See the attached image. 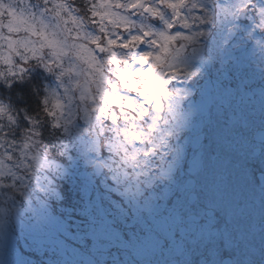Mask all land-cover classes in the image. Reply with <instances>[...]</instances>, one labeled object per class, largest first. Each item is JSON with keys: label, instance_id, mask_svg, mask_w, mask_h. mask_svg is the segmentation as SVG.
Segmentation results:
<instances>
[{"label": "trees", "instance_id": "16d2710c", "mask_svg": "<svg viewBox=\"0 0 264 264\" xmlns=\"http://www.w3.org/2000/svg\"><path fill=\"white\" fill-rule=\"evenodd\" d=\"M3 2L7 5V8L0 9V28H4L5 32L6 26L12 19V14H18L22 9L39 13L45 7L43 0H3ZM254 2L259 6L262 0H254ZM67 3L74 9L73 15L81 20L80 27L84 33L99 34L98 25L91 22L93 19L90 10L92 0H67ZM195 3L197 5L195 9H185L182 14L189 17L190 24L191 17H199L194 26H208L210 30L208 33L206 32L205 39L208 44L204 45V49L209 54L212 66L214 65L212 69H228L232 75L230 80L232 79L235 85H238L240 77L237 75L236 65H234L232 59L228 58V63H221V55H229L230 57L232 54L231 48L234 49L235 47L229 42V38L224 39L223 37L227 29L226 26H229V24L227 25L228 13L222 9H228L236 5L237 0H195ZM47 7L51 8V4ZM9 8L12 9V14H9ZM163 11L170 10L163 9ZM206 13L209 16L207 20L204 19ZM125 14L128 15L132 24H137V27L142 31L150 30L154 32V29L158 31L164 27V20L160 17H152L136 10H129ZM43 19L55 26L54 31H58L62 39L65 37L66 34L61 29L56 28L58 21L54 16L44 13ZM237 22L240 24L234 28H236L238 37H242V39L247 36L252 37L246 52L252 46H258L259 40L264 42V31L255 30L252 26L253 31H251L252 33L249 32L250 24L254 25L250 14L247 15L244 21L237 20ZM68 26L73 27L71 21L68 22ZM172 30L175 33L191 32L189 28L185 27L172 28ZM51 31H53V27ZM255 31L256 33H254ZM21 35L26 34L21 33ZM254 36H256V39ZM80 40L87 43L83 37ZM222 43L225 44L219 46ZM70 44L71 39L69 40ZM214 45L218 46L214 47ZM118 49L116 48L115 51L118 52ZM132 52L137 53V47L132 49ZM233 54L236 61L237 58L240 60L237 53L233 52ZM107 55L108 53L102 55V59H100L105 60ZM254 55L256 56V64L260 63L261 56L259 54ZM49 59L50 55H45L44 60L48 61ZM74 60H77L74 55L70 54L65 57V67L69 64L76 65L75 62H72ZM17 62L22 63L26 71L23 74L18 73L16 76L0 79V105L8 110V115L13 116L11 128L18 141L23 136L24 130L33 128L35 123V130L40 135L33 137V139L42 142L43 154L51 166L41 172L42 177L45 178L41 179V187L36 186L34 178L30 181L27 179L22 181L20 173H17L15 179L11 175L0 177L3 180V183L0 184V227L4 226L7 229V234L0 233V264H86V261H89V264H140L145 261H152L153 254H155L156 259L163 260L165 252L154 251L152 256L149 255L148 258L141 259L137 251L129 249L127 253L131 256L129 257L130 263L126 257L125 248H120L119 251L113 250L114 231L120 234L123 233L122 227L125 228L124 223L119 225L118 220L122 214H117L116 211L119 210L117 207L119 205L116 204L122 200V195L121 197L116 196L113 187L118 186L124 180L121 179V182L115 181L113 179L114 172L107 168L108 179L102 182L103 178H98L89 169L90 164H88V161L93 162L101 159L103 149L96 148L93 134L92 136H86V128L90 129L89 122L85 121L79 113V111L81 112L79 109L82 108L83 104L77 106L72 102L76 101V98L70 102L68 96L65 95L64 84L68 81V77H64L62 80L58 79L60 69L54 67L49 70L45 67L44 62L38 59L35 60V58L26 62H21L17 58ZM112 67L114 68L115 65H112ZM3 68L4 66L0 65V70H3ZM247 70L248 73L253 71L251 67ZM111 75L115 79L116 74L112 72ZM202 86H204L203 80L200 83V88ZM206 88H209V86H206ZM52 90H55L65 105L63 119H68L69 111L72 112L67 131L63 126L55 127L56 121L47 114L51 109L44 100ZM212 90L213 88L205 89L196 94L198 105H201L206 99L210 100L211 94L207 96V93H211ZM132 96H136L135 92ZM69 103H71V106H69ZM234 108L237 110L235 106ZM234 118H236L235 114L231 119ZM244 119L247 120L248 117L245 115ZM0 122L8 124L7 117H3ZM253 128H256V125ZM170 141L174 142L173 136L170 137ZM237 154L241 155L238 152ZM105 159H107V155ZM105 159L103 162L107 163ZM112 159L110 157L113 164ZM169 160H172V157ZM161 167L165 169L163 163H161ZM222 179L232 181V177L225 178L224 176ZM154 185H158L159 196H155L151 191V187ZM172 186L174 185L171 181L162 183V176L157 177L151 183L141 186L142 196L140 199H143L144 202L153 200L154 206L158 210L170 212L185 228L192 229L191 223L183 220L182 209L186 204L195 207L199 200H196L193 204L184 199L181 202L168 201L170 198L168 194ZM228 187L231 188L235 197H231L228 202L224 201L221 210L229 208V205H235V207L239 203L241 205L242 196L245 194L241 187L239 190L236 187L226 186L218 188V191H222L223 198L228 191ZM261 189L258 187L257 190L262 195L257 197L264 199V192ZM172 191L180 197L182 192L187 190H184L182 186H178L177 190ZM234 199L238 200L235 201ZM179 207L182 209H179ZM209 208L216 211L218 207L212 204ZM255 208V204H249L247 212H250L251 217L254 216L253 209ZM189 213H196L203 217L201 221L203 227H209L212 224L221 225V222H215L213 219L204 216L205 214L202 216V213L195 210H191ZM5 216L6 220L9 217L15 219L3 224ZM114 228L117 230H113ZM253 229L259 230L264 240V225L256 224ZM102 230L103 235H100ZM146 232L152 237L157 234L155 231L148 232L146 230ZM109 234L114 235L113 239ZM159 238L161 239L160 236H155L153 242L158 241ZM236 251L231 248H223L222 256L231 255L235 258ZM171 256L167 253V258ZM204 262L205 258L200 252V259L193 263L204 264Z\"/></svg>", "mask_w": 264, "mask_h": 264}, {"label": "snow or ice", "instance_id": "6c2138e0", "mask_svg": "<svg viewBox=\"0 0 264 264\" xmlns=\"http://www.w3.org/2000/svg\"><path fill=\"white\" fill-rule=\"evenodd\" d=\"M43 3L45 7L39 13L22 9L18 14H12V9H8L12 19L6 26V32L0 28V65L4 66L0 70V79L26 71L17 58L21 62L36 58L44 62L49 70L54 67L60 69L57 78L62 80L68 77L65 95L72 101L78 93V100L83 104L84 116L90 124L87 130L102 147L106 145L115 154L114 165L101 161L102 166L114 172L113 179H123L129 186L126 190L135 187L138 191L144 184L166 175L161 163L170 147V137L175 134L181 118L182 96L181 89H169V81L177 75L187 78L194 74L187 67L182 69L179 66L184 45L173 48V44L181 40L192 41L204 33L186 35L162 31L157 35L148 30L125 39L119 34L113 36V31L118 33L121 28L129 31L135 26L125 14L129 10L163 20V9H170L171 17L165 22L167 29L177 23L190 28L199 17H191L190 24L189 17L182 13L185 9H195V0H92L91 22L98 25L99 34L82 31L81 20L73 15L74 9L67 0H43ZM49 4L51 8L47 7ZM4 8L7 5L0 0V9ZM222 10L234 17L250 14L254 28L264 31V0L259 6L254 0H239L238 4ZM44 13L56 18V28L66 34L63 39L58 31H49V25L43 19ZM208 18L206 13L204 19ZM69 21L73 27L68 26ZM21 33L26 35L22 36ZM150 36H156L150 41L156 51L132 52ZM81 37L87 43L80 42ZM90 45L102 53H108L106 59L101 60ZM116 48L128 51L117 53ZM70 54L86 65L83 71H78L75 64L65 67L64 59ZM45 55H50L48 61L44 60ZM136 61L138 66L131 67ZM112 72L116 74L115 79L112 78ZM80 76L84 77L83 80L78 78ZM133 91L136 93L135 98L125 94ZM44 102L51 109L47 114L56 121L54 126H63L67 131L72 112L69 111L68 119H63L65 105L55 90L49 92ZM3 117H7L8 124L0 122V177L11 175L15 179L20 173L22 181L34 178L36 186L41 187V179H45L41 172L51 165L43 154L42 142L33 139V136L40 135L35 130V123L33 128L24 130L18 141L11 128L13 116L8 115V110L0 105V120ZM261 140L264 141V136ZM156 157H159V161ZM214 233H219L222 245L230 243L215 224L210 225L208 230L200 231L199 238L202 241L215 239ZM192 238L196 239V236Z\"/></svg>", "mask_w": 264, "mask_h": 264}, {"label": "rangeland", "instance_id": "374dc122", "mask_svg": "<svg viewBox=\"0 0 264 264\" xmlns=\"http://www.w3.org/2000/svg\"><path fill=\"white\" fill-rule=\"evenodd\" d=\"M237 2L239 3V0H237ZM170 17L171 13H165V18L163 19V29L158 31L157 29H154L153 33H156L158 35L163 31L171 32L174 34L175 32L173 30L167 29L165 27V22L170 19ZM234 19V16L231 13H228L227 25L234 24L236 22ZM45 23L49 25V31H51L52 27L54 31L55 26L48 22ZM135 25L136 26L131 27L129 31H124L123 28L119 29L118 33L117 31H113V36L119 34L126 39L130 35L140 34L142 30L137 27V24ZM177 27L182 28L183 26L179 24L175 26V28ZM199 28H196V31ZM218 31L221 32L220 29H218ZM226 31L223 35L224 39L227 38ZM249 32H251V30H249ZM183 33L186 35H192L188 32ZM155 38L156 36L147 37L144 42L140 43L137 46V53H141L144 51H156L155 46L150 43V41ZM187 42L189 41H178L177 43L173 44V48H180L181 45H184V48L179 57V65H181V62L183 60H186L184 62V65L180 66V68L183 69L187 67L189 71H193L199 67L197 65V57L200 55L201 51L189 56V52L191 50L187 47ZM234 42L239 43L240 41L239 39H235ZM257 45L258 46H252L249 51L244 54L241 61V65H243L244 68L248 67L249 61L252 59V56L254 54H259L262 59L261 61H263L264 63V42L259 40ZM217 46L218 45H214V47ZM90 47L95 49L94 45H90ZM127 51V49H118L117 53H125ZM95 52L98 57L100 56L99 58H101L102 55L106 54V52L102 53L100 51H97L96 49ZM205 53L206 55H203L202 62V67L204 66V68L208 67L205 66V60L210 59L208 52L205 51ZM72 62L76 63V68L78 71L86 68V65L78 59ZM130 66H138V61L133 62ZM146 66L147 65H144L143 67ZM181 77L185 78L181 75H177L174 78L175 80H177L178 78L181 79ZM78 78L83 80L84 77L80 76ZM192 82L199 84V80L196 78H193ZM67 83L68 81L65 82L64 87L65 85H67ZM173 83L172 81H169L168 87L170 90L173 89L171 88ZM93 90H95L94 86ZM222 91L225 95V98L222 99L220 105L212 108L210 102L203 104L204 109L203 111H201V113L204 116H198L199 114L197 113V111H195L197 109L195 105L188 104L187 106L189 108L185 109L187 106L184 107L180 102L181 118L178 123L177 130L173 135L174 142L170 141V147L168 149V152L165 153V159L162 162L163 166L165 165V170L167 172L165 176H162V183L171 181L174 185L170 187L171 191L168 194L170 197L168 201L176 200V202H181L183 201V199L189 201L188 194L191 191L194 192L199 199V203L195 207L189 204H186L183 209L179 207V209L183 210V220H186L187 218L191 223L192 229L185 228L177 220V218L175 219L174 215H172L170 212H167L165 210H163L162 212L158 210L154 206L153 200H147L145 202L143 199L141 200V187L138 191L135 187L130 188V190H126V188H128L129 186L125 181H120L121 183L118 184V186L113 187V191L116 196L118 195L121 197L122 195V200L118 201V203L116 204L119 205L117 206L119 210L116 211L117 214H122L120 219L118 220V223L119 225L124 223L125 228L122 227L123 233L120 234L114 231L115 237L113 234L109 235L112 237V239L114 237V245H112L113 250L119 251L120 248H125L124 250L127 254L126 257L130 263L131 261L129 257L131 256H129L127 253L129 249L137 251L139 254L138 256L141 257V259L148 258L149 255L152 256V253L156 250L155 248H157V245L153 242L154 237L150 236L146 232L147 228L150 227L149 224H152V227H150L152 231H155L157 234H160L163 237V241H160V245L158 243V248H160L158 249V251L161 253L165 252V258L163 260L159 258L156 259L155 254H153V260L151 261V263L149 262L147 264H171L172 262H177L178 264H194L193 262H197L200 259V252L205 258L204 264H220V258L223 254V248H231L234 251L237 250L235 252V260L237 264H262V260L264 258V240L262 239L261 232L259 230L253 229L252 227L255 226V222L257 224L259 221L264 225V199L257 197L262 194L257 190L258 187L256 186L254 179L256 173H264V154L261 157L256 158L255 156L249 157V152H253L252 150L258 146L253 139V126L256 125V123L259 125V119H256L258 117L256 116V113V117L254 120L251 118V116H253L254 112L256 111L264 112V106L259 101V95L256 106L250 104L251 97H249V95L245 91V83H243L242 90L238 89L236 86H231L230 90L222 88ZM256 92H258L261 96L264 94L263 90L261 91L258 89ZM125 94L129 95L132 98L136 97L132 96V94H134V91ZM237 94H240L242 96L241 103H243L244 100V103H248V106L250 107L247 110L245 109L246 106L245 108L243 107V109H245L246 112L249 113V120L244 119L241 114L239 117H236L234 119L229 118V114L235 112H233V109L228 102L229 100H231L232 102H236ZM76 95V101L72 102L77 104L78 106L82 104V102H79L78 100V93ZM190 103H192V101ZM69 106H71V103H69ZM79 110H81V112L79 111L80 116L83 117L85 121H87L84 116L83 106ZM216 111L218 114H215ZM222 116L224 118V121H222ZM216 119L218 120V123L221 122V124H218L216 122ZM223 123L226 124L225 131L223 128ZM227 124L233 127H241H237V129H233V131L229 133L231 136L230 138L232 140V145L233 142H235L236 145L235 147L233 146V149H235L237 152L239 151V154H245V156L241 157V155H238L236 151H230L231 147L229 150L227 141L222 137L224 132L228 131L226 130L228 128ZM88 125L90 128V124ZM87 129L88 128H86V130ZM200 131H203L201 133L206 134L207 139L206 141L204 139L201 143V146L196 149L192 146V140L194 135ZM86 136H92V133L87 130ZM184 143L189 148L188 152L183 149ZM94 145L97 149L99 147L100 149H103V155L101 156V159L96 158L97 160L101 162L107 155V159H105L107 163H104L112 164L110 161V157H112L113 165L115 164V154L111 153L106 145L102 147L101 144L96 140V138L94 139ZM171 157L172 160H169V158ZM156 159L157 161H159V157H156ZM237 161H239V163H237ZM96 162V160H94L93 162L88 161V164H90L89 169L93 173ZM236 167L244 168L243 170H246L248 173H250V178L247 176V172L244 173L242 170L236 169ZM107 168L108 167L102 166L101 176H98V178H103L102 182L108 179ZM177 168H181L180 170H183L185 172V176H183V179H180L177 176ZM253 171L255 172V175L253 174ZM224 176L225 178L232 177V181H224L222 179V177ZM188 178H193L195 180L194 187L188 189L186 192H182L183 196L180 195L179 197L176 192L172 190H177L178 186H180V184L185 182ZM226 186L236 187L239 190L241 187L245 194L242 196L241 205L240 203L237 207H235V205H229V208L221 210V205H223L225 202L230 201L231 197H235V194L231 191V188L228 187V191L223 198V193L222 191H218V188L220 189ZM151 191L155 196H159L160 194H158V192L160 191L158 185L152 186ZM234 200L237 201L238 199ZM251 203L256 205V208L253 209V213L255 216H258L254 218L250 217V212H247L249 204ZM212 204H215L218 207L216 208V211H218V209L219 211L213 212V214L211 215V220L213 219L215 222H221V225H217L219 227V232L224 233L225 237L230 240V243L222 245L219 233H217L218 238L216 237L215 239L203 241L200 240L199 232L208 230L209 227L202 226V223L200 221L201 218L196 213H194V217L190 219L191 215L189 212L191 210L200 212L202 213V215L205 214L204 216L207 217V213L210 210L209 206H212ZM241 209L243 210L241 211ZM12 219L15 218L9 217L6 220L5 216L3 219V224H6V222L9 223V221ZM225 221H227V226H225ZM113 230L117 229L114 228ZM0 233L7 234L6 227L1 226ZM100 235H103V230L100 232ZM193 236H196V239H193ZM167 253L168 255L172 256L170 258H167ZM86 264H89V261H86Z\"/></svg>", "mask_w": 264, "mask_h": 264}, {"label": "flooded vegetation", "instance_id": "af4514ba", "mask_svg": "<svg viewBox=\"0 0 264 264\" xmlns=\"http://www.w3.org/2000/svg\"><path fill=\"white\" fill-rule=\"evenodd\" d=\"M254 63L256 65V56L254 57ZM205 66H209L211 67L212 64H211V61L210 59L208 60H205ZM194 74L192 76H189L187 78H183L181 77L178 78L177 80H185V79H193V78H196V79H202L204 78L209 80L210 82H212L214 79L217 78V80L219 81V77L221 78L220 81L222 82V84L226 87V86H229V85H232L231 82H234L232 79L230 80V77L225 79V77L229 76L230 75V71L228 69H212V68H203L202 65L200 67H198L197 69L193 70L192 71ZM232 72V71H231ZM232 76V75H231ZM256 79V78H255ZM194 83V82H193ZM196 84V83H194ZM206 86H209V88L211 87L210 85H206ZM205 86V88H206ZM219 84L216 85V87H218ZM210 95L209 93L207 94V96ZM213 96H215L213 98ZM225 98V95L223 93V91H218L217 93H212L211 94V98L210 100H205L203 103H202V108H201V111H203V104L207 103V102H210L211 103V106L212 108L215 107V106H218L221 104V101L222 99ZM232 101L229 100V104L231 103ZM238 102V100H237Z\"/></svg>", "mask_w": 264, "mask_h": 264}, {"label": "water", "instance_id": "95a60500", "mask_svg": "<svg viewBox=\"0 0 264 264\" xmlns=\"http://www.w3.org/2000/svg\"><path fill=\"white\" fill-rule=\"evenodd\" d=\"M244 15L245 14H242L243 17H244ZM231 36H233V32L231 33ZM244 48H245V45H241L240 47L237 48V50L244 49ZM262 136H264V129L259 130V131L256 132V140L262 141L261 140V137ZM201 139H202V136L201 135H199V136L196 137V139L194 141V146L195 147H198L199 146ZM101 169H102L101 164L100 163H97L96 166H95L96 173L97 174H100L101 173ZM260 177L262 178V175H260ZM192 186H193V180L190 179L187 182V187H192ZM190 197H191L192 200L195 199L194 194H191ZM173 264H175V263H173ZM223 264H233V263H232L231 258L230 257H227V258L224 259Z\"/></svg>", "mask_w": 264, "mask_h": 264}]
</instances>
